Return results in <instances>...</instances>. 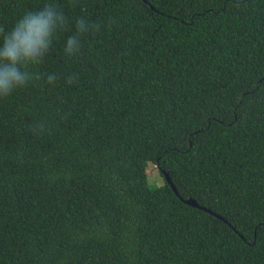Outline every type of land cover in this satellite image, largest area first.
I'll return each instance as SVG.
<instances>
[{"label":"trees","instance_id":"1","mask_svg":"<svg viewBox=\"0 0 264 264\" xmlns=\"http://www.w3.org/2000/svg\"><path fill=\"white\" fill-rule=\"evenodd\" d=\"M146 1L0 0L65 17L0 98V264H264V0Z\"/></svg>","mask_w":264,"mask_h":264},{"label":"clouds","instance_id":"2","mask_svg":"<svg viewBox=\"0 0 264 264\" xmlns=\"http://www.w3.org/2000/svg\"><path fill=\"white\" fill-rule=\"evenodd\" d=\"M65 24L64 15L53 5L46 4L37 11H26L6 33L0 28V98H6L32 79L26 71L29 64L39 63L52 45L54 33ZM94 27V26H93ZM89 30L85 21L77 22V33ZM79 50L77 36L66 41L65 51L72 55ZM69 77L68 82H72ZM54 76L48 77L53 83ZM42 131L43 126H38Z\"/></svg>","mask_w":264,"mask_h":264},{"label":"water","instance_id":"3","mask_svg":"<svg viewBox=\"0 0 264 264\" xmlns=\"http://www.w3.org/2000/svg\"><path fill=\"white\" fill-rule=\"evenodd\" d=\"M145 2L148 3L146 0H145ZM162 173H163V176H164L165 180L167 181V183H168V184L170 185V187L172 188L173 192L176 194V196L180 197V195H179V193H178V191H177L175 185H174L173 182H172V179H171L169 173L166 172V171L163 170V169H162ZM181 199L183 200L184 204H186V205H188V206L195 207V208H198V209H200V210H204V211L210 212L211 214L216 215L218 218L224 220L223 217H221V216H219V215L213 213L212 211H210V210H208L207 208H205V207H203L202 205H200V204L198 203V201H197L196 199H194V198H188V199L184 200V199L181 197Z\"/></svg>","mask_w":264,"mask_h":264},{"label":"rangeland","instance_id":"4","mask_svg":"<svg viewBox=\"0 0 264 264\" xmlns=\"http://www.w3.org/2000/svg\"><path fill=\"white\" fill-rule=\"evenodd\" d=\"M148 177L149 181L152 184H156V186L162 185L164 182L163 177L160 175V170L157 165L151 164L150 168L148 169Z\"/></svg>","mask_w":264,"mask_h":264}]
</instances>
